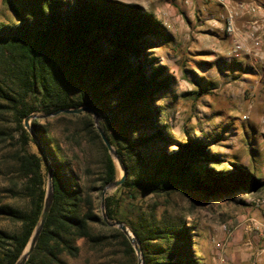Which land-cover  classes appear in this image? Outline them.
<instances>
[{
    "label": "trees",
    "instance_id": "16d2710c",
    "mask_svg": "<svg viewBox=\"0 0 264 264\" xmlns=\"http://www.w3.org/2000/svg\"><path fill=\"white\" fill-rule=\"evenodd\" d=\"M163 38H168L164 24L139 3L0 0V115H10L14 123L16 164L29 200L27 211L0 207L1 215L22 224L19 234L0 230V264L16 263L39 222L47 159L53 162L54 200L25 264H71L68 258H77L84 246L117 244L125 263L136 264L133 245L119 228L105 223L93 193L119 178L93 114L33 119L45 154L24 125L33 113L95 108L102 117L100 126L127 168L116 192L128 191L133 199L137 193L168 198L174 191L189 190L205 201L239 204L244 202L242 195L263 187L254 168L215 152L211 148L215 139L192 137L189 131L185 141L175 138L164 103L176 77L152 52ZM219 62L229 69L242 65L237 60ZM198 84L196 93L201 95L208 87ZM32 143L37 150L31 149ZM93 144L101 151L96 186L87 184L80 176V163H74V157L86 160ZM121 207L117 193L106 197L108 218L129 226L143 249L144 264H202L196 222H188L191 215L155 203L121 219Z\"/></svg>",
    "mask_w": 264,
    "mask_h": 264
},
{
    "label": "rangeland",
    "instance_id": "374dc122",
    "mask_svg": "<svg viewBox=\"0 0 264 264\" xmlns=\"http://www.w3.org/2000/svg\"><path fill=\"white\" fill-rule=\"evenodd\" d=\"M121 1L143 5L165 26L168 38L161 39L152 52L158 64L166 65L176 77L173 91L165 97L164 103L175 138L185 141L186 131H189L192 137L215 139L211 143L215 152L221 153L227 161L254 168L264 181V62L243 56L238 59L242 65L237 69H229L219 62L220 59L227 60L231 43L209 20L217 18L223 7L217 0ZM255 1L264 4V0ZM198 83L208 87L201 95L196 93ZM13 134L11 116L0 115V207L27 211L29 200L23 195V182L16 164L18 145ZM170 148L176 150L178 146L171 145ZM31 149L37 150V147L32 143ZM74 158L75 164L80 163V176L87 184L98 185L100 148L93 144L91 154L84 161ZM49 165L48 159L43 161L47 181ZM225 166L232 168L229 162ZM86 167L89 168L87 173ZM221 167L216 165V168ZM117 168L120 178L122 171L118 165ZM101 192L93 191L99 205ZM114 193L122 198L121 219L155 203L191 215L188 222H196L202 264H264V239L254 237L249 229L252 219L264 222L261 217L264 206L257 202L258 198L264 197V185L257 192L242 195L244 202L239 204L223 199L205 201L200 194L189 190L184 193L174 191L168 198L137 193L133 199L128 191L116 192V189L108 191L107 196ZM224 225L228 229H223ZM0 230L19 234L22 224L0 214ZM239 235L241 239L237 238ZM217 242L222 243L221 248L217 247ZM237 242L244 247L242 259H237L232 248ZM2 253L3 246L0 245V257ZM135 255L138 264L136 252ZM68 261L71 264H126L119 244L97 249L84 246L77 258H68Z\"/></svg>",
    "mask_w": 264,
    "mask_h": 264
},
{
    "label": "built area",
    "instance_id": "2783aa9c",
    "mask_svg": "<svg viewBox=\"0 0 264 264\" xmlns=\"http://www.w3.org/2000/svg\"><path fill=\"white\" fill-rule=\"evenodd\" d=\"M223 12L217 18H210L213 27L220 28L231 43L227 61L247 56L264 62V4L255 0H217ZM257 202L264 206V197ZM223 229H228L226 225ZM249 229L254 237L264 239V222L252 219ZM221 248L222 243L217 242Z\"/></svg>",
    "mask_w": 264,
    "mask_h": 264
},
{
    "label": "water",
    "instance_id": "95a60500",
    "mask_svg": "<svg viewBox=\"0 0 264 264\" xmlns=\"http://www.w3.org/2000/svg\"><path fill=\"white\" fill-rule=\"evenodd\" d=\"M84 111H88V112H91L93 114L95 124L99 130V133L101 135L103 142L105 143V145L109 151V154L111 155L113 160L116 162V164L120 167V169L122 171L121 177L119 179H117L113 182L107 183L104 186V188L102 189L101 197H100V206H101V212H102L103 220L105 221V223L108 226L119 228L127 236V238L129 239V241L133 245V248L137 254L138 264H144L143 249L139 243V240L135 236V234L129 229V227L124 222L110 220L108 218V215L106 212V197H107L108 191L115 190L123 184V182L127 176V168L125 166L123 159L121 158V156L117 152L116 148L112 145L111 141L106 136L103 128L100 126L101 116H100L99 112L93 107L81 106V107H76V108H62V109H58L56 111H53L50 113H45V114L33 113V114L28 115L25 118L24 125L27 128V130H29V132L31 133L33 138L36 139L39 142V144L41 145V147L43 148L42 143L39 141L38 136L34 132V129L32 127L31 121L33 119H35V118H48L51 116H55L59 113L72 114V113H80V112H84ZM43 150H44L45 154H47V152L45 151L44 148H43ZM53 200H54L53 162L50 160L49 175H48V181H47V189H46V194H45L44 206H43L41 216L39 218V222L37 223L27 246L25 247V249L23 250L22 254L20 255V257L18 258V260L16 261L15 264H25L27 262L29 256L33 252V250H34V248L38 242V239L40 237V234H41V232L45 226V223L47 221L48 215L50 213V210H51V207L53 204Z\"/></svg>",
    "mask_w": 264,
    "mask_h": 264
},
{
    "label": "crops",
    "instance_id": "0c3cea01",
    "mask_svg": "<svg viewBox=\"0 0 264 264\" xmlns=\"http://www.w3.org/2000/svg\"><path fill=\"white\" fill-rule=\"evenodd\" d=\"M262 216L264 218V215L263 214H261V217ZM246 236H247V232H246ZM237 238L238 239H241V236L239 235ZM238 244H240V243L237 242L236 245L233 246L232 248H233L234 254L237 256V259L238 258L239 259H242V255H244V247H243L242 244L241 245H238ZM245 255H246V253H245Z\"/></svg>",
    "mask_w": 264,
    "mask_h": 264
}]
</instances>
